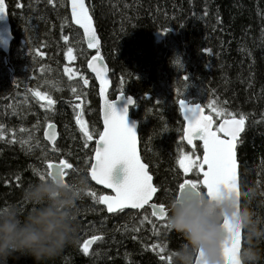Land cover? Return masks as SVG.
I'll use <instances>...</instances> for the list:
<instances>
[{"label":"trees","instance_id":"obj_1","mask_svg":"<svg viewBox=\"0 0 264 264\" xmlns=\"http://www.w3.org/2000/svg\"><path fill=\"white\" fill-rule=\"evenodd\" d=\"M5 1L14 36V82L0 51V206L18 203L22 188L46 175L48 161L66 159L72 165L66 180L85 176L88 183L78 201L76 241L52 264H173L175 250L186 245L167 220H155L149 209L108 215L87 194H105L89 176L102 132L100 101L87 71L93 53L72 24L68 0ZM86 1L109 67L110 99L123 92L136 100L130 115L139 123L142 160L158 190L155 202L167 207L183 180L198 178L195 172L185 176L176 163L181 151L202 155L200 144L190 150L182 140L177 102L185 98L207 113L215 103L247 116L237 146L241 207L264 216V0ZM69 47L76 57L74 80L64 73ZM36 91L55 104L42 106L32 96ZM77 96L92 143L76 123ZM50 123L59 129L55 151L43 138ZM92 236L100 239L84 254L83 242ZM245 239L243 229L242 246ZM8 264L35 262L22 256Z\"/></svg>","mask_w":264,"mask_h":264},{"label":"snow or ice","instance_id":"obj_2","mask_svg":"<svg viewBox=\"0 0 264 264\" xmlns=\"http://www.w3.org/2000/svg\"><path fill=\"white\" fill-rule=\"evenodd\" d=\"M52 3V0H49ZM71 19L76 25L83 29V37L90 49H96L97 54L88 63V68L95 73L100 82V95L103 98V131L99 132L94 149V163L90 167V176L96 184L111 190V195L100 194L89 191L87 194L93 200L106 206L109 213L121 212L125 209H143L146 205L152 209V215L161 219L168 218L169 211L164 204H150L153 195L157 193V187L153 184V177L149 173L148 165L143 163L138 153V139L135 127H130L127 123L128 108L118 111L116 101L109 100L106 95L108 86L107 67L97 66V62L102 61L99 55V38L94 27L93 16L85 0H70ZM6 15L5 0H0V18ZM64 39L67 41L68 37ZM69 61L76 59L73 49H67ZM65 73L70 77L76 75L74 69L65 67ZM84 85L89 83L87 78L81 77ZM187 79V77H185ZM75 93L76 89H72ZM121 98L124 93L121 92ZM35 96L46 101V105L51 107L55 101L46 93L35 92ZM79 99V96H77ZM183 113L186 127L184 128L182 140L195 148V141L202 142V156L195 152L181 151L176 163L182 173L187 176L195 172L197 179H185L178 185L177 197L188 193H207L209 196L219 187L230 182L233 174H237V143L240 133L244 131L247 116L243 113H233L224 107H219L215 103L208 105L210 111L205 114L204 107L198 103H191L186 99L178 101ZM128 105H135L136 101L129 97ZM79 111L76 115V123L79 125L85 141L93 140V132L89 130L87 123L83 120V109L80 104L75 105ZM215 117V118H214ZM219 122H217V119ZM52 124L48 125L45 137L52 142L55 151V140L57 133L53 130ZM4 126L0 125V139L4 138ZM21 131H24L21 129ZM13 142H15L13 140ZM23 143V141H22ZM87 147V143H85ZM123 163L126 175L122 182H113L112 173L114 168ZM72 165L66 160L58 162L48 161L46 175H60L65 177L66 170ZM44 178V175L41 176ZM147 216L144 220H147ZM151 223V221H148ZM100 237L92 236L83 242L82 251L89 253L92 243ZM158 246H153L155 249ZM163 249H161L162 251ZM164 260L165 257L161 256ZM170 259V258H169Z\"/></svg>","mask_w":264,"mask_h":264},{"label":"clouds","instance_id":"obj_3","mask_svg":"<svg viewBox=\"0 0 264 264\" xmlns=\"http://www.w3.org/2000/svg\"><path fill=\"white\" fill-rule=\"evenodd\" d=\"M87 177L66 180L45 175L23 187L19 202L0 206V264L22 256L35 264H52L64 249L74 244L79 228L78 201L87 188ZM245 195H250L246 193ZM168 225L184 237L173 264H196L203 249L205 259L232 264L228 248L230 233L221 227L225 215L237 212L245 231L240 264H264V216L241 207L240 190L224 191L220 198L185 192L167 201Z\"/></svg>","mask_w":264,"mask_h":264},{"label":"water","instance_id":"obj_4","mask_svg":"<svg viewBox=\"0 0 264 264\" xmlns=\"http://www.w3.org/2000/svg\"><path fill=\"white\" fill-rule=\"evenodd\" d=\"M85 2H86V5L88 6L86 0H85ZM5 4H6V1H5ZM68 7H69L70 16H71L70 0H68ZM89 10H90V8H89ZM71 21H72V19H71ZM72 24L76 28H78L81 31L82 35H83V29H81L78 25H76L74 23V21H72ZM94 27H95V23H94ZM96 32H97V29H96ZM97 36L99 38L98 33H97ZM13 40H14V36H13V33H12V28H11V25H10L9 16H8V10H7V5H6V15H4L2 18H0V51H2L3 54L5 55L6 68H7L8 72L11 75V81L12 82H14V70H13V68H12L9 60H10V53H11V47H12ZM99 41H100V39H99ZM84 43H85L86 48L88 49V51H90L91 53H93V56L92 57H94L97 54V50L96 49H90V48H88L87 42H86L85 39H84ZM99 55L103 59H102V61L97 62V66H106L107 67V74L106 75H107V79H108L109 83H108V86H107V89H106V95H107V97H108L109 100L116 101V107H117V110L118 111H122L125 108V106H127V108H128V112H127V123L129 124L130 127H135V130L137 132V139H138V153H139V155L141 157V160H142V156H141V152H140V140H139V123L135 119H133L131 117V115H130V110L132 108H134L136 104L135 105H128L127 104V100H128L129 97L133 98L134 100H135V98L132 97V96L127 97L125 94L121 98V95H120L121 93H120L114 99H110L109 92H110L111 87H112V82H111V79H110V76H109V67H108V65H107V63H106V61L104 59V56H103V53H102V50H101V41H100V44H99ZM92 57L87 62V71L94 78V80H95V82L97 84V87H98V95H99V101H100V104H99L100 119H101V123H102V131H103V98L100 95V82L96 78L95 73H93L91 71V69L88 68V63L92 60ZM32 96L39 103L46 105V101L39 100L35 96V93H32ZM182 99H185V98H182ZM77 101H80L81 107H82V100L81 99H78ZM198 104H200V103H198ZM200 105L202 107H204L202 104H200ZM177 107H178V109L180 111V115H181L182 120L184 122V128H185L186 127V121L184 120L183 113H182V111L180 109V106H179V103L178 102H177ZM204 110H205V114H208L205 107H204ZM50 124H52L54 126L53 130L57 133V137H56V140H55V144H56L57 141H58V139H59V129H58V126L55 123H50ZM245 125H246V123H245ZM47 130H48V126L44 130L43 138H44L45 142L48 143L51 148H53L52 142L48 141L47 138L45 137V132ZM244 131H245V128H244ZM244 131H242L240 133V137L238 139V142L240 141L241 136L243 135ZM98 138L95 139V147H96V140H98ZM183 141H184L185 145L190 150H194L195 149L191 145H188L185 140H183ZM89 142H91V143L94 142V139L91 140V141H89ZM194 143H195V145L198 143L202 147V142H200L199 140L195 141ZM237 146H238V143H237ZM202 152H203V150H202ZM236 152H237V149H236ZM142 162H143V160H142ZM237 162H238V160H237ZM92 163H94V154H93V158H92ZM124 169H125V165L123 163L117 165L114 168L113 173H112L113 182L120 183V182L123 181V179H124V177L126 175V172H125ZM69 170L70 169H67L66 172L69 171ZM148 170H149V168H148ZM89 176H90V172H89ZM66 178H67V175H65V179ZM90 179H91V176H90ZM91 182L97 188L103 190L105 192V194H107V195H111L112 194L111 193V190L105 189L103 186L96 184V182L93 181L92 179H91ZM153 184H154V179H153ZM235 190H240L239 163H238V167H237V174H235V173L233 174V177H232V179L230 180V182L228 184H226L225 186H222V187H219V188L215 189L213 191V193L211 194V196H209L207 193H205V195L209 199H217V198H220L221 197V195H222V193L224 191L232 192V191H235ZM157 194H158V190H157V193H155L153 195V198L150 201V204H157L155 202ZM196 195H201V193L200 194H196ZM177 199H179V197H177ZM157 205H159V204H157ZM101 206L103 208H105V210H106V206L105 205H101ZM144 209H149L150 212H151V215H152V209L149 206H147V205L143 209H130V208H128V209H125V210H123L121 212H124V211L141 212ZM106 212H107V210H106ZM121 212H116V213H109V212H107V214L108 215H116V214L121 213ZM152 218H154L155 220H157L159 222H165L167 220V218L161 219V218L155 217L153 215H152ZM221 227L224 228V229H227L228 232L230 233V238H229V241H228V248H229V250L231 252L232 264H240V253H241L242 243H243V229L241 227V219H240V215H239V209L235 213H232L230 215H225L224 218H223ZM95 243H96V241L90 245L89 250H91L93 248V246L95 245ZM204 256H205L204 250L203 249H200L197 252V255H196V264H201V258L204 257ZM203 264H220V261L219 260L205 259L203 261Z\"/></svg>","mask_w":264,"mask_h":264},{"label":"rangeland","instance_id":"obj_5","mask_svg":"<svg viewBox=\"0 0 264 264\" xmlns=\"http://www.w3.org/2000/svg\"><path fill=\"white\" fill-rule=\"evenodd\" d=\"M74 61L75 60H73V61H69L68 62V65L66 66V67H69V68H71V69H74L75 70V72H76V75H73V76H69L67 73H65V71H64V73H65V75L69 78V79H71V80H74V79H76L77 77H78V75H77V71H76V67L74 66V65H72V63H74Z\"/></svg>","mask_w":264,"mask_h":264},{"label":"flooded vegetation","instance_id":"obj_6","mask_svg":"<svg viewBox=\"0 0 264 264\" xmlns=\"http://www.w3.org/2000/svg\"><path fill=\"white\" fill-rule=\"evenodd\" d=\"M76 70H77V68H76ZM84 86H87V85H84Z\"/></svg>","mask_w":264,"mask_h":264}]
</instances>
